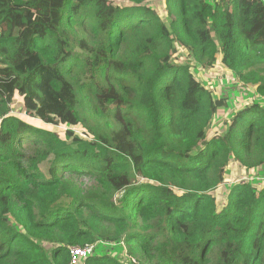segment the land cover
Returning <instances> with one entry per match:
<instances>
[{
    "label": "trees",
    "instance_id": "obj_1",
    "mask_svg": "<svg viewBox=\"0 0 264 264\" xmlns=\"http://www.w3.org/2000/svg\"><path fill=\"white\" fill-rule=\"evenodd\" d=\"M87 245L264 264V0H0V264Z\"/></svg>",
    "mask_w": 264,
    "mask_h": 264
},
{
    "label": "rangeland",
    "instance_id": "obj_2",
    "mask_svg": "<svg viewBox=\"0 0 264 264\" xmlns=\"http://www.w3.org/2000/svg\"><path fill=\"white\" fill-rule=\"evenodd\" d=\"M212 72V71H211ZM200 74L202 75V72H200ZM206 85H209V86H213L214 88H219V86L220 85H224L225 86V88H224V90H223V94H225V95H229V94H231V105L233 106L232 108H235V107H237V103L239 102V100H238V98L239 97H241L242 99H246L245 97H244V94H243V92H239L238 90H236L233 86H231V84L229 85V84H227V79H225V77L223 78V79H219L218 77H215V79H213V82H211L210 84L206 81ZM236 87V86H235ZM235 90V91H234ZM235 94V95H234ZM247 95V94H246ZM243 101V100H242ZM13 109H15V110H17V111H23V107H22V104H21V101H20V97H18V99H17V101H16V103H15V105H14V107H13ZM80 111H81V113H82V116L84 117V119H85V122H86V124L87 125H91L92 124V121H91V119L89 118V116H88V112L87 111H85L84 109H82V108H80ZM77 140V139H76ZM78 141V140H77ZM77 141H75L74 139H73V141L71 140V138L69 139V140H67V141H64V142H62V146H64V147H72V146H74V145H82L80 142H77ZM91 141V140H90ZM230 167H229V169L230 170H233V171H235L236 173H238V171H239V169H238V167L236 166V165H234V163H232V164H230L229 165ZM48 167H49V162L47 161V162H45V163H43L42 164V169L43 170H48ZM225 199H223L222 201H219L218 202V206H219V209H221L224 205H225ZM115 245L114 244H111V245H103L102 247H101V249H103L104 247H106L107 249L108 248H112V247H114ZM117 246H119V245H117ZM99 247V246H98ZM120 248H121V250H120V252H122L123 251V246L122 245H120ZM99 252L101 253V252H104V251H100L99 250Z\"/></svg>",
    "mask_w": 264,
    "mask_h": 264
},
{
    "label": "built area",
    "instance_id": "obj_3",
    "mask_svg": "<svg viewBox=\"0 0 264 264\" xmlns=\"http://www.w3.org/2000/svg\"><path fill=\"white\" fill-rule=\"evenodd\" d=\"M94 251V245L70 247L71 263L84 262Z\"/></svg>",
    "mask_w": 264,
    "mask_h": 264
}]
</instances>
